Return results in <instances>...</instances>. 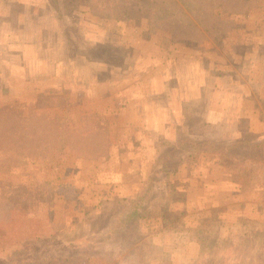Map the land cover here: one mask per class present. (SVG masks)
I'll return each instance as SVG.
<instances>
[{"label":"rangeland","instance_id":"obj_1","mask_svg":"<svg viewBox=\"0 0 264 264\" xmlns=\"http://www.w3.org/2000/svg\"><path fill=\"white\" fill-rule=\"evenodd\" d=\"M0 264H264V0H0Z\"/></svg>","mask_w":264,"mask_h":264},{"label":"trees","instance_id":"obj_2","mask_svg":"<svg viewBox=\"0 0 264 264\" xmlns=\"http://www.w3.org/2000/svg\"><path fill=\"white\" fill-rule=\"evenodd\" d=\"M187 127V125H186ZM192 138V137H191ZM189 140L190 142L195 143L194 138L192 140L189 137H182L179 139H174L170 142H164L162 147L160 149H157V152L155 154V157L153 159V167H152V175L151 178L155 177L159 173H165L168 178L171 177V174L176 166H178L182 159V150L185 145V141ZM204 140H202L203 142ZM210 144V150L215 149L216 147L220 146L219 144L216 145L212 140H206L203 142V144ZM249 143V139L247 137H244L240 134L237 135L233 143L227 144V145H221L222 149L228 148H234L238 146H243ZM232 152V151H231ZM151 181V180H150ZM150 189H152V185L150 182ZM131 200V199H130ZM129 200V201H130Z\"/></svg>","mask_w":264,"mask_h":264},{"label":"crops","instance_id":"obj_3","mask_svg":"<svg viewBox=\"0 0 264 264\" xmlns=\"http://www.w3.org/2000/svg\"><path fill=\"white\" fill-rule=\"evenodd\" d=\"M220 111H222V110H220ZM214 114L216 115H214L215 117H216V121H219L221 118H222V113H219V111L218 110H216L215 112H214ZM220 116V117H219Z\"/></svg>","mask_w":264,"mask_h":264}]
</instances>
